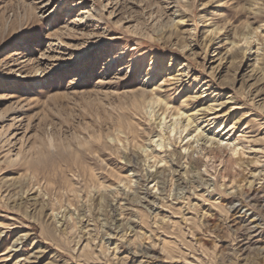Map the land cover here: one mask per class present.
<instances>
[{
	"label": "rangeland",
	"instance_id": "374dc122",
	"mask_svg": "<svg viewBox=\"0 0 264 264\" xmlns=\"http://www.w3.org/2000/svg\"><path fill=\"white\" fill-rule=\"evenodd\" d=\"M0 264H264V0H0Z\"/></svg>",
	"mask_w": 264,
	"mask_h": 264
},
{
	"label": "bare ground",
	"instance_id": "6f19581e",
	"mask_svg": "<svg viewBox=\"0 0 264 264\" xmlns=\"http://www.w3.org/2000/svg\"><path fill=\"white\" fill-rule=\"evenodd\" d=\"M183 101H185V100H183ZM178 111H179V109H178ZM179 113H180V112H179ZM229 163H230V160H229ZM255 193H257V192H255ZM252 198H253V197H252ZM237 201L240 202V200H238L237 198H233V200L231 201L234 210H236L237 207H238V205L240 204V203L238 204ZM237 212H238V211H236V212L234 213V215H235ZM235 216H236V215H235ZM240 221H241V220H240Z\"/></svg>",
	"mask_w": 264,
	"mask_h": 264
}]
</instances>
